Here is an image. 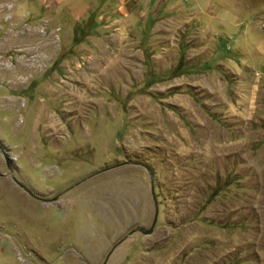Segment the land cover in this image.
Segmentation results:
<instances>
[{"label": "rangeland", "instance_id": "obj_1", "mask_svg": "<svg viewBox=\"0 0 264 264\" xmlns=\"http://www.w3.org/2000/svg\"><path fill=\"white\" fill-rule=\"evenodd\" d=\"M0 264H264V0H0Z\"/></svg>", "mask_w": 264, "mask_h": 264}, {"label": "water", "instance_id": "obj_2", "mask_svg": "<svg viewBox=\"0 0 264 264\" xmlns=\"http://www.w3.org/2000/svg\"><path fill=\"white\" fill-rule=\"evenodd\" d=\"M0 151L2 152V155L6 161V165H7V168L8 170L10 171L11 173V177H12V180L19 186L21 187L26 193H28V195H30L32 198L36 199V200H40L42 202H45V203H49V202H54L58 199L59 196L53 198V199H50V200H47V199H43V198H40L38 197L37 195H35L30 189H28L26 186H24L22 183H20L16 177L14 176V172L11 168V165H10V158L8 156V153L3 149V147L0 145ZM124 165H137V166H142L144 168H146V170L148 171L149 173V177H150V183H151V194H152V197H153V201H154V207H155V214H154V218H153V222H152V225L150 226L149 229H146L144 227H136L135 229H133L132 231H130V233L124 237L111 251L110 253L108 254L106 260L104 261V264H107L108 262V259L109 257L111 256V254L113 253V251L116 249V247H118L119 245H121L124 241H126L130 236L136 234V233H141L143 235H152L154 233V230H155V227H156V224H157V221H158V216H159V203H158V198H157V195H156V191H155V179H154V172L152 171V169L150 167H148L147 165H144V164H140V163H136V162H124V163H121L117 166H114V167H110L108 169H104L102 170L100 173H103V172H106L108 170H111L113 168H116V167H119V166H124Z\"/></svg>", "mask_w": 264, "mask_h": 264}]
</instances>
